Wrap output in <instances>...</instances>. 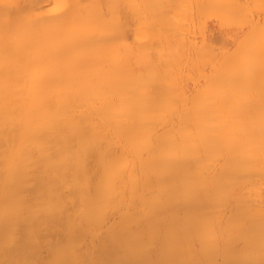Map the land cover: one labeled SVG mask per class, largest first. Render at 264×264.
Masks as SVG:
<instances>
[{
  "label": "bare ground",
  "instance_id": "obj_1",
  "mask_svg": "<svg viewBox=\"0 0 264 264\" xmlns=\"http://www.w3.org/2000/svg\"><path fill=\"white\" fill-rule=\"evenodd\" d=\"M0 264H264V0H0Z\"/></svg>",
  "mask_w": 264,
  "mask_h": 264
}]
</instances>
